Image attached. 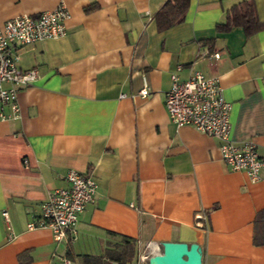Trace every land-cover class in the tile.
<instances>
[{"label": "crops", "instance_id": "crops-1", "mask_svg": "<svg viewBox=\"0 0 264 264\" xmlns=\"http://www.w3.org/2000/svg\"><path fill=\"white\" fill-rule=\"evenodd\" d=\"M166 1L0 0V27L61 2L71 14L66 37L15 48L19 68L40 78L19 94L20 119L0 122V264H81L124 237L137 245L132 264H149L164 243L199 245L202 264H264V246L254 245L264 167L257 183L232 172L220 141L178 128L165 109L173 74L219 78L233 105L231 140L254 142L264 162V30L217 31L244 1L264 23V0H192L185 21L160 33ZM70 170L91 175L97 193L76 241L58 243L51 229L28 225Z\"/></svg>", "mask_w": 264, "mask_h": 264}, {"label": "built area", "instance_id": "built-area-1", "mask_svg": "<svg viewBox=\"0 0 264 264\" xmlns=\"http://www.w3.org/2000/svg\"><path fill=\"white\" fill-rule=\"evenodd\" d=\"M70 18V11L61 2L54 10L36 17L18 16L0 27V122L20 119L19 94L40 78L37 70L23 71L19 68L15 48L66 37ZM212 57L221 59L220 53ZM171 81L165 100L170 121L178 128L191 127L220 141L223 163L232 172H243L251 182H259L264 162L254 142L237 144L231 140L233 105L226 100L220 79L195 72L185 81L173 74ZM149 95L150 88L145 83L140 96L146 99ZM65 180L68 186L50 192L41 204L39 217L28 225L29 230L51 229L58 243L76 241L79 217L89 204L95 202L97 193V183L89 174L70 170ZM3 216L8 221L7 212H3ZM197 219V226L203 228L206 215L198 214ZM65 264L71 262L66 261Z\"/></svg>", "mask_w": 264, "mask_h": 264}, {"label": "trees", "instance_id": "trees-1", "mask_svg": "<svg viewBox=\"0 0 264 264\" xmlns=\"http://www.w3.org/2000/svg\"><path fill=\"white\" fill-rule=\"evenodd\" d=\"M192 0H167L155 15V21L160 33L182 24L187 16ZM90 7L88 10H92ZM233 28H242L247 38L264 30V23L260 22L256 6L252 1H244L234 6L226 15L224 22L217 25L218 33H226ZM207 44L215 43L214 40L206 41ZM125 243L108 251L104 257L84 256L81 264H132L137 257L135 241L123 238ZM254 245L264 246V210L257 214L255 220Z\"/></svg>", "mask_w": 264, "mask_h": 264}, {"label": "water", "instance_id": "water-1", "mask_svg": "<svg viewBox=\"0 0 264 264\" xmlns=\"http://www.w3.org/2000/svg\"><path fill=\"white\" fill-rule=\"evenodd\" d=\"M163 249L164 253L151 257L149 264H202V249L197 244L164 243Z\"/></svg>", "mask_w": 264, "mask_h": 264}]
</instances>
